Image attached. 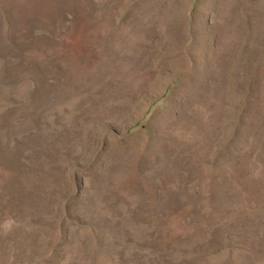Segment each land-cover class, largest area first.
<instances>
[{"label":"rangeland","instance_id":"374dc122","mask_svg":"<svg viewBox=\"0 0 264 264\" xmlns=\"http://www.w3.org/2000/svg\"><path fill=\"white\" fill-rule=\"evenodd\" d=\"M0 264H264V0H0Z\"/></svg>","mask_w":264,"mask_h":264}]
</instances>
